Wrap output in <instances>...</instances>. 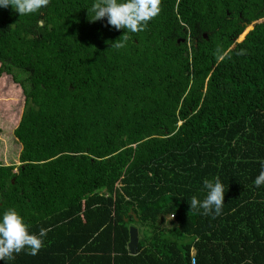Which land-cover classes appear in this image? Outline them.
Segmentation results:
<instances>
[{"label": "trees", "instance_id": "trees-1", "mask_svg": "<svg viewBox=\"0 0 264 264\" xmlns=\"http://www.w3.org/2000/svg\"><path fill=\"white\" fill-rule=\"evenodd\" d=\"M93 2L0 7V76L23 97L0 215L50 229L37 255L0 264H264V20L235 40L264 0H161L122 49ZM217 176L221 214L192 210Z\"/></svg>", "mask_w": 264, "mask_h": 264}, {"label": "clouds", "instance_id": "clouds-1", "mask_svg": "<svg viewBox=\"0 0 264 264\" xmlns=\"http://www.w3.org/2000/svg\"><path fill=\"white\" fill-rule=\"evenodd\" d=\"M49 3L50 0H0V7L11 6L19 16H23L37 13ZM160 4L161 0H94L91 6L94 15L91 20L98 21L106 17L108 25L117 31L125 29L120 39L111 45L113 48L122 49L130 38L128 33L144 31L150 20L160 13ZM236 54L244 55L245 50L241 49ZM214 55L217 63L231 58L229 52L220 46L217 47ZM259 163L261 171L254 180L256 187L264 185V160ZM203 186L206 189L205 198L201 201L193 196L190 208L205 216H219L224 206V184L217 176L213 180L205 179ZM49 231L48 228H41L38 235L30 233L23 217L14 208L7 209L0 215V261L12 260L15 254L24 250H27L29 255H37L44 246V238Z\"/></svg>", "mask_w": 264, "mask_h": 264}, {"label": "rangeland", "instance_id": "rangeland-1", "mask_svg": "<svg viewBox=\"0 0 264 264\" xmlns=\"http://www.w3.org/2000/svg\"><path fill=\"white\" fill-rule=\"evenodd\" d=\"M247 28L237 36L236 41L241 39ZM22 103L23 97L19 87L7 74H2L0 76V163H18L16 159L20 144L15 140L12 130L18 121ZM168 217L170 218V215Z\"/></svg>", "mask_w": 264, "mask_h": 264}, {"label": "water", "instance_id": "water-1", "mask_svg": "<svg viewBox=\"0 0 264 264\" xmlns=\"http://www.w3.org/2000/svg\"><path fill=\"white\" fill-rule=\"evenodd\" d=\"M261 20H264V19H259V20L255 21V22L251 23L250 25H248L247 26L248 28L245 30L244 34L247 32L248 29H250L252 27V25L254 23L259 22ZM243 35H242V37H243ZM242 37H241V39H242ZM136 242H137V231H136V228L133 227V226H129V228H128V241L126 243V248H127L128 252L130 254H134L136 252L135 251Z\"/></svg>", "mask_w": 264, "mask_h": 264}, {"label": "crops", "instance_id": "crops-1", "mask_svg": "<svg viewBox=\"0 0 264 264\" xmlns=\"http://www.w3.org/2000/svg\"><path fill=\"white\" fill-rule=\"evenodd\" d=\"M137 231V230H136ZM137 236H138V234H137ZM137 240H138V237H137ZM128 241V240H127ZM136 247H137V242H136V246H135V251H136ZM129 253V252H128ZM136 253V252H135ZM134 253V254H135ZM130 254V253H129ZM132 255V254H131Z\"/></svg>", "mask_w": 264, "mask_h": 264}, {"label": "built area", "instance_id": "built-area-1", "mask_svg": "<svg viewBox=\"0 0 264 264\" xmlns=\"http://www.w3.org/2000/svg\"><path fill=\"white\" fill-rule=\"evenodd\" d=\"M191 262H193V257H191Z\"/></svg>", "mask_w": 264, "mask_h": 264}]
</instances>
